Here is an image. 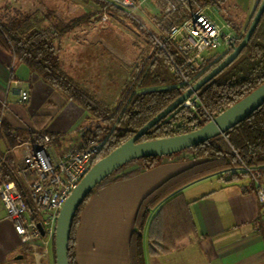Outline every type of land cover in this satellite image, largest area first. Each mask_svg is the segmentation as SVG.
<instances>
[{"label":"trees","instance_id":"trees-1","mask_svg":"<svg viewBox=\"0 0 264 264\" xmlns=\"http://www.w3.org/2000/svg\"><path fill=\"white\" fill-rule=\"evenodd\" d=\"M198 1L192 0V4ZM261 1L257 0L251 20ZM209 2L214 3L213 0ZM107 11L113 16L125 14L116 7H109ZM185 17V12L180 11L171 21L162 23L161 28L166 33L173 24L181 23ZM44 19L32 15L25 18L15 16L8 21L0 19V49L12 54L15 64L25 65L32 73L53 87L65 100L73 102L86 111L84 123L87 122L88 126L85 124L80 126L82 143H102L96 161L131 138L148 121L182 95L190 86L188 82L193 84L198 81L231 52L222 57L216 54L205 57L200 69L194 71L185 66L184 58L171 41L166 39L163 30L156 39L148 36L147 41L153 45V51L148 53L147 59L140 66L132 70L118 100L110 105L90 93L61 67L62 37L72 27L63 23L45 24ZM249 25L241 39L235 40L236 44L242 40ZM172 61L177 66L175 71L170 69ZM263 82L264 14L239 57L196 93L195 96H198L199 102L192 107L182 105L176 108L147 131L139 141L170 137L196 130ZM48 119L44 115L34 116L32 119L34 129L24 130L12 127L9 122L0 117V139H3L11 150L21 146L27 139L43 144L44 134H48L50 138L55 137V134L44 131ZM188 151L194 163L163 181L141 201L129 245L131 264H145V233L150 241L149 247L152 253L157 251L154 250V245H158L161 251L170 249L164 246L166 210L172 230H180L181 237L196 234L195 224L192 217L186 215L187 211L184 212L179 207L175 209L169 207L179 199L185 202L182 190L186 186L212 175H221L220 178H222V175L228 172H230L228 176H224L226 181L244 177L251 180L248 172L242 169L244 166L259 168L264 174V104L224 135L211 138L189 148ZM160 159V157H144L123 165L85 198L76 212L71 227L69 264H77L76 236L80 215L94 191L114 178L150 169ZM13 162L11 155L4 157V154L0 152L2 173L8 181L14 182L17 178ZM134 162L138 163V169L122 174L123 170ZM251 182L253 183L252 180ZM185 204L189 206V203ZM30 207L33 218L38 220L39 209L33 204H30ZM53 246L55 252L54 238Z\"/></svg>","mask_w":264,"mask_h":264},{"label":"crops","instance_id":"crops-1","mask_svg":"<svg viewBox=\"0 0 264 264\" xmlns=\"http://www.w3.org/2000/svg\"><path fill=\"white\" fill-rule=\"evenodd\" d=\"M213 1L210 6L226 2L233 15L235 9L243 13L251 10L255 0H247L245 6L238 0ZM206 13L211 17L210 9ZM215 13L217 15V11ZM230 17L224 21H232ZM158 21L160 19H153L156 27ZM161 26L162 22L158 27ZM22 90L29 92L25 102L21 100ZM37 115L49 118L44 131L55 134L48 143V153L54 163L66 151L81 145L80 126L85 122L86 111L65 100L25 65L15 64L12 54L0 49V117L14 128L32 130V119ZM0 152L14 159L17 178L14 183L27 202L35 205L31 189L36 175L22 173L23 145L11 150L0 139ZM193 163L192 158L186 159L183 155L164 157L150 169L114 178L99 186L80 215L76 236L77 264H131L129 245L141 201L163 181ZM138 166L134 162L122 174L135 171ZM220 176L212 175L186 186L182 190L185 202L179 199L169 206L187 211L186 215H190L195 224V235L181 237L180 230H172L167 210L164 246L170 249L161 251L154 245L157 251L152 253L147 233L144 234L145 264H264L262 205L257 200L254 184L249 178L226 181L225 175ZM38 251L45 253L43 258L35 257L31 248L21 242L0 201V264H56L53 240Z\"/></svg>","mask_w":264,"mask_h":264},{"label":"rangeland","instance_id":"rangeland-1","mask_svg":"<svg viewBox=\"0 0 264 264\" xmlns=\"http://www.w3.org/2000/svg\"><path fill=\"white\" fill-rule=\"evenodd\" d=\"M137 1L141 4L144 26L126 14L110 15L107 11L109 6L103 0H0V19L8 21L11 17L25 18L32 15L45 18V24L63 23L72 27L62 37V69L98 99L112 105L118 100L132 70L140 66L148 53L153 51V45L148 43L147 37L156 39L163 30L154 25L153 19L162 18L164 1ZM238 2L245 6L247 0ZM256 3L257 0L252 11L243 13L235 9L233 15L229 13L230 5L227 8L226 2L220 7L215 4L210 6L209 0H199L193 4L191 2L189 8L205 13L210 9L211 17L217 23L229 25L225 30L236 36V39H241ZM229 17L232 21H224ZM168 30L166 33L163 30L166 39ZM225 50L222 46L205 57L211 54L222 57L232 48L230 46ZM172 65L170 62V69ZM84 124L88 126L87 122ZM182 155L186 159L192 158L188 149L170 156ZM164 157L169 156L160 158Z\"/></svg>","mask_w":264,"mask_h":264},{"label":"built area","instance_id":"built-area-1","mask_svg":"<svg viewBox=\"0 0 264 264\" xmlns=\"http://www.w3.org/2000/svg\"><path fill=\"white\" fill-rule=\"evenodd\" d=\"M107 6L116 7L132 18L139 25L144 26V18L141 14V4L136 0H103ZM164 9L162 18L157 22H169L180 11L185 12V19L179 24H173L168 30L167 40L171 41L176 50L184 58L185 66L192 70H199L206 54L231 46L236 36L226 31L203 10L189 8L192 0H163ZM163 48V45L160 44ZM173 63V61H172ZM172 70L177 69L173 63ZM191 86V82H188ZM23 102L29 99L27 90L21 91ZM196 95V94H195ZM193 95V96H195ZM199 102L198 96L184 103L186 107H192ZM43 144H38L32 139L23 142L22 173H34L36 175L32 184L31 198L39 209V219L32 216L30 204L25 199L19 186L13 181H8L0 164V201L5 209L6 216L13 223L14 230L21 242L31 248L35 257L43 258L45 253L38 249L46 248L55 235L56 220L59 210L74 187L85 176L95 163L99 155L102 143H81L80 146L66 151L59 160L54 163L48 153V145L51 138L43 135ZM248 172L254 183L257 200L262 205L261 223L264 224V179L259 168L243 167ZM230 172L225 173L228 176ZM39 224L42 225L44 235Z\"/></svg>","mask_w":264,"mask_h":264},{"label":"water","instance_id":"water-1","mask_svg":"<svg viewBox=\"0 0 264 264\" xmlns=\"http://www.w3.org/2000/svg\"><path fill=\"white\" fill-rule=\"evenodd\" d=\"M263 14L264 0L261 1L242 40L238 44L235 42L231 44V52L222 61H220L217 66L201 77L198 81L191 84V86H189V88L182 95L148 121L126 142L121 144L105 157L97 160L92 165L85 176L71 191L62 208L59 210L54 235L56 264H69V239L76 212L85 198L113 172L131 161L144 157L170 156L174 153L181 152L182 150L189 149L200 143L206 142L211 138L224 135L228 130L245 120L264 104L263 82L252 92L220 114L212 117L208 123L196 130L170 137L158 138L149 141H139L147 131L166 118L176 108L184 105L187 100L198 93L201 88L219 75L239 57L250 41ZM39 228L44 235L41 224H39Z\"/></svg>","mask_w":264,"mask_h":264}]
</instances>
